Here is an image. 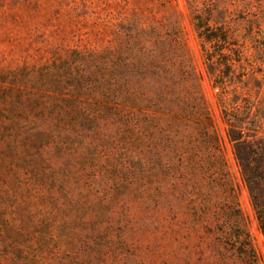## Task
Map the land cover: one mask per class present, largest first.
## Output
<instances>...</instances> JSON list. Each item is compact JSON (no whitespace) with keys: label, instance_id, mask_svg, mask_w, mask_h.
<instances>
[{"label":"rangeland","instance_id":"1","mask_svg":"<svg viewBox=\"0 0 264 264\" xmlns=\"http://www.w3.org/2000/svg\"><path fill=\"white\" fill-rule=\"evenodd\" d=\"M195 5L200 10L214 9L212 26L221 25V20L231 22L230 31L244 45L242 61L263 81L264 0H195ZM193 17L189 0H0V84L4 86L0 87V124L41 122L27 115L23 118L19 111L37 108L33 109L31 96L42 98L39 108L50 109L47 95L65 93L70 82L65 64L76 54L111 51L133 26L142 30L153 26L177 36L201 77L257 264H264V237L227 138ZM154 81L142 86L154 90ZM14 86L17 91L8 90ZM252 89L253 95L262 93L264 99V87L253 84ZM87 92L92 101L80 107L96 114L107 98L94 87ZM10 96L16 100V113L9 118L3 113L9 109L3 100ZM21 97L28 102L22 104ZM141 118L142 134H130L125 117L120 122L106 118L93 128L86 126L79 150L69 160L44 153L42 166L35 169L41 181L25 165L28 160L22 147L0 145V191L13 196L2 200L1 206L10 215L25 202L33 214L28 226L18 229L14 248L0 243V264H246L225 233L222 216L232 193L207 186L198 190L190 177L180 179L158 169L154 176L145 173L146 164L160 160L161 154L166 158L175 154L160 122L149 121L147 114ZM170 162L177 166L178 155ZM65 165L72 177L63 184ZM50 190L58 204L49 201ZM57 208L65 214L55 218ZM44 232L48 235L40 238Z\"/></svg>","mask_w":264,"mask_h":264},{"label":"trees","instance_id":"2","mask_svg":"<svg viewBox=\"0 0 264 264\" xmlns=\"http://www.w3.org/2000/svg\"><path fill=\"white\" fill-rule=\"evenodd\" d=\"M189 3L193 8L194 25L201 40L208 78L212 88L217 91L227 138L233 146L242 180L264 237V99L262 93L256 96L252 94L253 84L262 89L264 80L259 81L250 72L251 66L242 61L244 45L239 44L235 32L230 31L231 22L221 20V25L216 23V26H212L214 9L200 10L195 0H189ZM118 39H121L119 44L111 51L79 53L73 61L66 62L70 82L65 93L53 91L47 95L52 101V107L48 110L39 108L40 96H31L33 109L37 108L33 112H19L23 118L27 115L41 122H34L30 126L0 124V145L14 144L18 150L22 147V154L28 160L25 165L36 174L35 169L42 166L44 153L54 152V157L59 160H69L70 156H74L79 150L82 131L86 126L93 128L95 123L99 124L106 118L111 122H120L125 117L130 134H142L145 126L141 116L147 114L151 118L149 121L156 119L160 122L161 131L170 140L175 156L166 158L161 154L160 160L146 164L144 172L154 176L153 171L158 169L162 173H173L174 177L178 174L180 179L190 177L189 180L198 190L207 186L213 190L220 188L230 191L231 198L226 200L222 216L227 227L225 233L243 262L257 264L258 256L230 179L220 136L203 93L201 77L187 59L184 44L177 36L164 34L153 26L144 30L133 26L127 30L124 38L121 36ZM154 45L159 49L150 48ZM89 69L93 70L88 72ZM96 70L99 74L95 73ZM142 71H147V76H142ZM154 79V90L150 85L149 89L142 86ZM92 87L107 98L106 102H100L104 107L96 114L92 109L87 111L80 107L84 101H92V94L87 92ZM8 90L18 89L14 86ZM20 99L23 104L24 98ZM3 103L9 106L3 113L10 118L16 113L13 112L16 100L10 96ZM148 112H152L153 116ZM137 138L135 141H138ZM177 155L179 164L176 166L170 161ZM39 177L40 172L36 174V179L41 181ZM70 177L72 174L67 173L66 167L63 184ZM49 192V201L58 204L54 191ZM7 199H13V196L0 191V227L5 226L2 232L0 229V243L5 241L8 247L14 248L18 244V229L22 225L28 226L33 214L23 202L7 215V209L1 206L2 200ZM55 211L56 208L51 213ZM60 212L65 214L64 210L57 208L55 218L59 217ZM45 233L40 238L48 235V232Z\"/></svg>","mask_w":264,"mask_h":264}]
</instances>
